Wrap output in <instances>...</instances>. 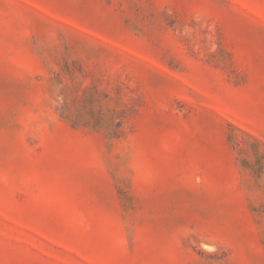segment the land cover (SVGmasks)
<instances>
[{
	"label": "rangeland",
	"instance_id": "rangeland-1",
	"mask_svg": "<svg viewBox=\"0 0 264 264\" xmlns=\"http://www.w3.org/2000/svg\"><path fill=\"white\" fill-rule=\"evenodd\" d=\"M0 264H264V0H0Z\"/></svg>",
	"mask_w": 264,
	"mask_h": 264
}]
</instances>
